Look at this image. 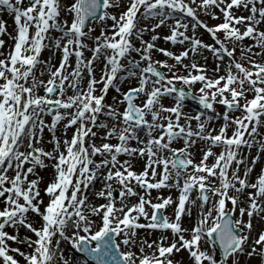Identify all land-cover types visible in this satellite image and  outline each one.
Instances as JSON below:
<instances>
[{"label": "snow or ice", "instance_id": "snow-or-ice-1", "mask_svg": "<svg viewBox=\"0 0 264 264\" xmlns=\"http://www.w3.org/2000/svg\"><path fill=\"white\" fill-rule=\"evenodd\" d=\"M0 11L15 25L9 32L0 19V37L11 41L5 48L0 38V264H21L17 256L23 264H241V256L264 264V165L251 175L264 153V62L257 59L264 55V0H0ZM198 13L221 22L209 26ZM94 23L101 25L95 36ZM161 27L168 28L165 41L187 46L179 53L157 47ZM197 28L213 43L199 39ZM45 49L60 52L58 64L41 59ZM154 49L174 63L154 60ZM201 49L218 62L214 72L224 63V75L208 76L195 59L184 63ZM132 78L135 86L121 91ZM110 88L119 96L107 103ZM186 99L206 111L183 112ZM215 119L222 123L210 126ZM45 130L50 150L42 146ZM198 141L204 146L196 162ZM136 158L144 160L139 172ZM44 168L52 179L41 189ZM162 188H175L177 199L152 196ZM193 208L196 218L184 227ZM254 217L261 222L255 232ZM141 229L160 235L149 240ZM181 250L187 262L173 259Z\"/></svg>", "mask_w": 264, "mask_h": 264}, {"label": "rangeland", "instance_id": "rangeland-1", "mask_svg": "<svg viewBox=\"0 0 264 264\" xmlns=\"http://www.w3.org/2000/svg\"><path fill=\"white\" fill-rule=\"evenodd\" d=\"M72 2V0H69V1H67V0H62V4H64V3H71ZM127 2V0H124V3H126ZM123 9L122 8H112V9H109V11L110 12H112V13H114V14H119L121 11H122ZM5 12H7V11H5ZM7 14H9V13H7ZM202 14L203 13H198V15H199V18L201 19V20H203L204 22H205V18H203L202 17ZM10 15V14H9ZM139 15V14H138ZM0 16H1V18L2 19H5V16L3 15V11H0ZM11 17H10V21H11V29H10V32L11 31H13V29H14V27H15V25H14V21H13V17H12V15H10ZM61 16L63 17L64 16V14H63V12L61 13ZM69 20H70V18H69ZM221 22V20H213V21H211V20H209V21H207V24L209 25V26H213V25H216V24H218V23H220ZM108 24H111L112 22L111 21H108L107 22ZM144 22L143 21H141V24H143ZM206 23V22H205ZM93 28H94V32L92 33V35L93 36H95V35H98L99 34V32H100V28H101V25L99 24V23H94L93 25ZM261 27H264V25H262ZM189 29H190V31H191V26L189 27ZM192 32V31H191ZM147 34V36L149 37H147V36H143V38L145 39V40H149L150 39V37H151V33H146ZM195 35L199 38V39H201V40H203L205 43H213V41L211 40V37H210V35L205 31V30H203V29H200V28H197L196 29V32H195ZM218 36H220L221 38H223V36H222V33H218L217 34ZM5 38V37H4ZM6 40V44L5 45H9L10 43H11V41H9L8 40V38H6L5 39ZM165 43H161L159 40H157L155 43H156V45H157V47H159V48H164V47H168V48H170V49H172V50H174V49H177V50H175V51H173V52H178V50L179 51H181V50H183V48L184 47H186L187 45H185V46H179L178 48H176V47H174V45L173 44H171L170 42H167V41H165L164 39H162ZM133 42L137 45V46H139V41L138 40H135L134 38H133ZM89 43H91V41H89ZM252 43V41H250V40H246V43H244V44H251ZM47 49H45L44 51H46ZM199 51H202V52H205V54H207L210 58H212L213 56H211L212 54L211 53H209V52H207V51H205V50H199ZM257 51H258V49H257ZM155 54H157V55H159V56H156ZM84 55H85V57H88V56H90V52H88V51H85V53H84ZM236 55L237 56H239V49L237 50V53H236ZM41 56H42V53H41ZM133 56H135V53H133ZM152 56H153V59L154 60H168V62L171 64V63H174V61H172V60H170L169 58L167 59L162 53H159V52H157L155 49L152 51ZM214 58V57H213ZM212 58V59H213ZM71 59H73L74 60V58H71ZM209 59V58H208ZM208 59H206V60H201V59H199V60H197L198 61V63L199 64H201V65H204V66H206L207 65V63H208ZM59 60H60V52L58 53V56H56L55 58H54V61L52 62L53 64H58V62H59ZM214 60V59H213ZM214 62H215V60H214ZM224 69V68H223ZM162 71H166V70H163L162 69ZM94 72H96V74H98V76H97V79L99 78V76H100V68L99 67H97L96 69H94ZM225 74V70H220L218 73L216 72V73H214V74H211V75H209V76H217V75H224ZM45 79H46V77H44ZM130 86H135V85H128L126 88H121V91H125V90H127ZM200 87V84H196L194 87H193V89H192V91L196 94V92H197V89ZM40 93H42L43 94V91L41 90L40 91ZM106 98V97H105ZM164 99H167V103H164V104H168L169 106L172 104V100L170 99V98H167V97H165ZM109 102L111 103V101L109 100ZM139 102V101H138ZM121 107V109L123 108V105H121L120 106ZM215 108H216V110H218L219 112H222L223 111V106H221V105H219V104H217V105H215ZM185 109H188V108H186V107H184L183 106V110H185ZM188 110H190V109H188ZM198 113V112H197ZM237 115H238V113H237ZM49 120V119H48ZM220 122L222 123V121L220 120ZM220 123V124H221ZM219 124V125H220ZM218 125V126H219ZM229 130H231V129H229ZM262 131H264V130H262ZM45 135V134H44ZM59 137V136H58ZM99 143H101V142H99ZM113 143H116V141L115 140H113ZM42 146H44L45 148H46V150H49V148L50 147H48L47 146V142H46V140L44 139V142H43V144H42ZM180 147V146H179ZM216 150H217V152H219L220 151V149H218V148H216ZM245 151L247 152V149H245ZM256 154V150H255V148L254 149H252V152H251V155H255ZM196 155V154H195ZM262 157H263V155H262V153H261V160L259 161L260 162V166H259V171H260V168H261V165H264V162L262 161L263 159H262ZM251 159V157H249V160ZM209 164L210 163H212V158L210 157L209 158V162H208ZM243 167V166H242ZM256 167V166H255ZM48 181L47 180H42L41 181V183H40V187H41V189H43V187L45 186V184L47 183ZM137 191H140V189L139 188H137L136 189ZM41 195H43V192L41 193ZM47 200V198H45V201ZM102 201V200H101ZM0 207H2V205H0ZM194 214H195V216H196V212L194 211ZM34 215V214H33ZM171 215V214H170ZM35 216V215H34ZM31 218H32V216H30L29 215V219L31 220ZM35 219H36V221H33V220H31L32 221V223H33V225H34V227H39L40 226V220H39V218H37L36 216L34 217ZM259 226H261V222H259L255 217H254V219H253V227H254V231L257 229V227H259ZM8 231H12L11 229H7ZM20 231H21V236H24V235H28V236H30V233L31 232H28V231H26L25 229H23V228H21L20 229ZM157 232H159V231H157ZM25 233V234H24ZM31 237H32V239H35V236H34V234H32L31 235ZM13 246H19V247H21V249L22 250H26V251H30V249H26L25 248V246L24 245H13ZM61 247L65 250V255L66 256H69V255H72V253H71V251H70V248L68 247V245L67 244H65L64 242H62L61 243ZM122 250H125V249H123V246H122ZM73 256V255H72ZM74 258V257H73ZM17 259H20L21 260V264H23V260H22V258H20V257H18L17 256Z\"/></svg>", "mask_w": 264, "mask_h": 264}, {"label": "bare ground", "instance_id": "bare-ground-1", "mask_svg": "<svg viewBox=\"0 0 264 264\" xmlns=\"http://www.w3.org/2000/svg\"><path fill=\"white\" fill-rule=\"evenodd\" d=\"M239 14H242V12H238ZM64 14V13H63ZM5 19H3V20H5L6 21V26H7V29H8V31L10 32V29H11V21H10V15L9 14H7V13H5ZM64 17V16H63ZM70 17H68V19H69ZM205 18V22L207 23V21L209 20V16H206V17H204ZM2 19V18H1ZM157 32L159 33V35L161 36V37H164L165 35H167L168 34V28L167 27H161L160 29H157ZM189 35H191L190 33H188ZM144 36H147V34L145 33L144 34ZM148 37V36H147ZM0 38H3V39H6L7 37L5 36V38L4 37H0ZM149 38V37H148ZM161 43L163 42V43H165L163 40H162V38H160V39H158ZM187 43V42H186ZM243 43H246V40H244L243 41ZM185 46V45H184ZM5 48H7L8 47V45H5L4 46ZM174 47H176V48H178V46L176 45V46H174ZM164 48H166V49H168V50H171V51H175L176 49H174V50H172V49H170V48H168V47H164ZM58 53L59 52H56L55 53V55L53 56L52 55V53H50V52H44L43 53V56H42V58L41 59H43V60H47V59H49L50 57H51V60H52V62L54 61V58L56 57V56H58ZM177 53H179V50H178V52ZM136 55V54H135ZM156 56H159V55H157V54H155ZM204 57H206L207 59H208V63H207V65H206V68H207V75L209 76V75H211V73H213L214 71H213V69L216 67V65H217V63L216 62H214V60L212 59V58H210L207 54H205V52H202V51H199L198 52V54L195 56V57H192L191 56V54H190V56H189V58L188 59H186L185 61H184V63H189V61L190 60H192V59H195V60H199V59H201V60H205L204 59ZM167 58V57H166ZM168 59V58H167ZM257 59L258 60H260V61H262V62H264V55H262V56H260V57H257ZM101 64L99 63V62H97L96 64H95V67H94V69H96L97 67H99V68H101ZM95 75H96V77L98 76V74H96V72H95ZM136 83V81H135V78H132V79H130V80H124V81H122L121 83H120V85L121 84H123L122 85V87L123 88H126L129 84H132V85H134ZM128 84V85H127ZM119 85V86H120ZM97 87H99V85L97 86ZM113 90V89H112ZM41 94V93H40ZM114 96H119V94L118 93H116L114 90L113 91H111L110 92V94H109V96H108V102L107 103H110L109 102V100L111 101V103L113 102V100H112V98L114 97ZM163 103H167V99H163V101H162ZM165 105H168V104H165ZM183 112H185V113H187V114H189V115H192V116H194L195 114H194V112H192L191 110H188V109H185V110H183ZM101 118H103V117H101ZM181 123L183 124L184 123V121H183V119L181 120ZM215 123L216 122H211V125L210 126H212V127H216L215 126ZM62 124L63 123H61V125L60 126H58V128H59V130L57 129L56 130V135L57 136H62V134H63V130H62ZM195 124H196V121H192V125H193V127H195ZM94 131H95V129H94ZM72 132H73V129L72 128H69L68 130H67V135H69L70 134V136H71V134H72ZM44 138H45V140H46V142L50 139V134L47 132V130H46V134H45V136H44ZM101 140H99V139H96L95 140V143H99ZM110 142H112L113 143V140H111ZM178 143H180V142H178ZM177 143V144H178ZM133 144H134V142H133ZM182 144V143H181ZM196 145H197V154L196 155H194V160L196 161V162H199V160H200V158H201V155H202V153H201V151H200V149L204 146L203 145V142H200V141H198L197 143H196ZM47 146L48 147H50V149H51V145L49 144V143H47ZM213 151H215L214 149H213ZM264 158V154H263V157H262V159ZM120 159L121 160H124V159H128V157H126V156H120ZM144 164V163H143ZM143 164H140V163H137V162H133V168H134V170H137L138 172L139 171H141L142 169H143ZM48 170H46V171H38L39 172V174L43 177V176H45V179H51L52 178V171H51V169L50 168H47ZM254 172V171H253ZM30 178H32V177H30ZM157 195H161V196H171L172 197V199H174L176 196H178L179 195V193H178V191L175 189V188H171V189H168V188H163V189H161V190H153L152 191V196L153 197H156ZM94 199V198H93ZM136 197H131V198H129V202L130 203H135L136 202ZM94 202L95 203H101V201L100 200H95L94 199ZM103 203V202H102ZM171 209H173V206H168L167 208H166V210L168 211V213L170 212H172L171 211ZM193 212V211H192ZM195 218L194 217V214H192V216L191 217H187V216H184V218L182 219V224H183V226L184 227H186V222H188L189 223V221L191 220V218ZM260 228H261V226L260 227H258L255 231H258V230H260ZM254 231V232H255ZM139 233V235H141V236H143V233L142 232H138ZM20 234H21V231H20ZM159 235H157V234H153V237H158ZM169 236V239H171L172 237H171V235H168ZM176 257H178V254L176 255ZM186 260H187V258H186ZM242 260L244 261V264H260V259H259V257H257V256H254L253 257V259H246V258H242ZM243 261H241V264H243Z\"/></svg>", "mask_w": 264, "mask_h": 264}]
</instances>
